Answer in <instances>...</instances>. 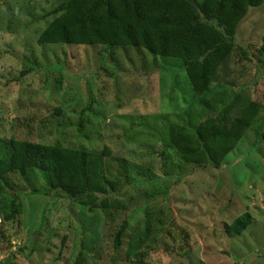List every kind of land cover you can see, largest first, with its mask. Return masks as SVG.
<instances>
[{"label":"rangeland","instance_id":"374dc122","mask_svg":"<svg viewBox=\"0 0 264 264\" xmlns=\"http://www.w3.org/2000/svg\"><path fill=\"white\" fill-rule=\"evenodd\" d=\"M63 1L0 0V146L59 142L102 154L117 189L109 201L121 208L90 211L40 173L6 175L0 264H264V4L249 10L198 97L179 61L142 48L39 44L52 20L42 18ZM236 96L240 110L259 112L222 169L181 160L171 125L213 117ZM12 201L19 216L1 224ZM245 213L252 224L230 238L225 226ZM147 217L151 238L129 257Z\"/></svg>","mask_w":264,"mask_h":264},{"label":"trees","instance_id":"16d2710c","mask_svg":"<svg viewBox=\"0 0 264 264\" xmlns=\"http://www.w3.org/2000/svg\"><path fill=\"white\" fill-rule=\"evenodd\" d=\"M263 4L264 0H65L42 18L52 20L38 42L44 46L142 48L155 57L179 61L191 89L201 97L232 55L240 23L250 9ZM261 53L264 55V43ZM241 103L236 96L213 117L172 124L169 138L181 160L221 170L225 159L253 128L259 112L254 103L240 110ZM4 144L0 146L1 192L6 175L40 173L50 191L62 193L90 211L121 208L109 201L117 189L102 154L66 148L59 142L49 146L11 139ZM105 154H110L107 149ZM1 216V224L15 221L19 216L16 201ZM252 221L249 213L241 215L225 226L227 235L240 237ZM151 235L152 221L147 217L143 230L128 245V256L136 255Z\"/></svg>","mask_w":264,"mask_h":264}]
</instances>
